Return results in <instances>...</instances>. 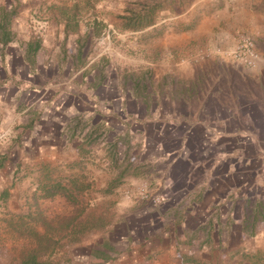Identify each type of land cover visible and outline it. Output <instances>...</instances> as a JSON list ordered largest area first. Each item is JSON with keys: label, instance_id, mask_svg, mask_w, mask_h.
I'll return each mask as SVG.
<instances>
[{"label": "rangeland", "instance_id": "1", "mask_svg": "<svg viewBox=\"0 0 264 264\" xmlns=\"http://www.w3.org/2000/svg\"><path fill=\"white\" fill-rule=\"evenodd\" d=\"M246 42L252 44L254 66L246 64L239 51ZM27 65L36 71V82L50 83L46 92L27 94L33 107L53 91L57 95V89H83L76 91V112H69L74 101L62 98L35 121L39 138L51 135L40 159L26 127L0 121V197L7 191L5 199L0 198V264H19L20 252L33 246L5 220L26 216L31 223L38 210L58 227L79 209L56 192L41 199L38 173L19 168L30 160L49 164L52 181L76 179L85 187L80 199L86 207L78 219L97 211L108 220L103 228L80 235L79 241L62 238L60 247L44 257L48 264H151L161 256L151 252L154 238L169 231L170 244V232L177 226L185 236L196 231L198 238L192 244L173 240L176 254L163 253L162 264H203L197 254L203 251L214 264L249 260V255L226 246L213 247L206 232L216 224L210 210L218 208V199L226 192L233 199L230 192L239 177L250 179L248 162L241 167L246 174L234 173L231 167L224 183L226 168L209 166L218 151L208 147L201 153L209 159L207 167L193 168L176 163L171 144L176 138L185 140L188 128L194 131L187 142L191 153L206 143L197 115L201 102L196 103L194 94L201 85L214 87L203 88L200 96L207 102L203 110L210 114V123L219 114L214 98L222 100L226 91L243 112L264 117V98L254 95L264 93V0H0V85L13 86L32 74ZM235 65L244 66L252 77L235 75ZM245 80H251V89ZM180 88L185 101L199 107L194 115L175 109L172 99H181ZM94 94L96 103L89 102ZM257 126L264 132V119ZM202 190L206 199L194 200ZM162 195L158 203L151 202ZM144 240L149 241L148 249ZM93 251L105 256L96 257ZM196 254L198 263L187 261ZM251 260L264 264V253Z\"/></svg>", "mask_w": 264, "mask_h": 264}, {"label": "crops", "instance_id": "2", "mask_svg": "<svg viewBox=\"0 0 264 264\" xmlns=\"http://www.w3.org/2000/svg\"><path fill=\"white\" fill-rule=\"evenodd\" d=\"M34 50L35 47L32 46L29 52L33 53ZM27 67L29 68L28 72H31L32 74L28 75L26 78H23V80L16 81L13 86L7 87L6 85H0V121L5 119L8 120L10 124V122L13 120V123H16V121L19 123L17 126L26 127L25 134L29 136V141L33 142L32 147H34L33 149H37L40 159V156L43 155V146L45 149L47 148V145L49 144V141L47 140L51 135L49 133H43V138H39L38 136H40V133L38 135L36 133L37 129L36 125H34L35 121H40V119H42L46 109L53 110V105H55L56 102L58 103L62 98H70V100H73L74 108H70L69 112H76L75 103L76 100H80V98L76 95V91L77 93H81L83 88L76 87V85H74V90H72L70 93H66L65 91L60 92L57 89V95H55L56 91H53V94L44 102H42L39 107H33L32 102L29 100L27 94L30 93L33 95L32 92H46L48 91L50 83L48 80L44 81L43 83L36 82L35 76H38L37 73H35L36 71L32 69V66L29 67V65H27ZM260 78L264 87V73H260ZM62 90H64V88ZM254 95H256L258 99L264 98V93L262 92L259 93L258 91H255ZM3 99L5 100L3 101ZM96 101L97 97L96 94H94L89 102L96 103ZM7 103H9L8 107ZM3 107L6 109H3ZM58 111L59 109H56L55 114H57ZM260 129L261 128L257 126L253 133L245 132L244 129L240 130V135L243 136L247 134L249 137L250 145L246 149L249 150L250 155H247L246 157H248L249 160L247 165H249L248 172L250 179H245L246 176L239 177L240 181L232 186L233 189L230 192L233 195V199H231V197H227L229 193H223V195L218 199V203H216L218 208L210 210L212 215L214 214L216 224L213 227L208 226L206 229V232H209L211 238L213 239V247L222 248L226 246L229 251H236L239 253V255H249V260L247 259V261H245L246 263L244 264L257 263L258 260L256 262L255 260H251V258L257 254L262 255L264 253V132ZM43 131L45 132V130ZM60 133L61 131H58L56 135ZM37 141L40 143H37ZM246 149L244 146H242V148L238 149L235 154L244 157ZM35 163L37 162L31 160L30 162L26 161L25 165L21 164L19 168L21 170L22 166H24L27 172L31 169L33 173H37L40 165L43 162L39 164ZM253 164H255V166ZM230 168L231 167L226 168L222 182L226 181V174L230 173ZM242 168H234L233 172L246 174L243 173ZM27 176H29V174ZM200 198L202 199V202L204 199H206V191L203 192L202 190L200 195L196 193V195L193 196V199L196 201H198ZM195 232L196 231H191L185 236L183 228L177 226L172 228V231L170 232V244L168 242L169 231L163 232L161 238H154L153 241L155 244L154 247L151 248V252L154 256L159 252L161 253V256H157V261L153 260L151 264H162L165 259L163 253L172 256L176 254L174 249V245H176V243H174L173 240H185L187 242L186 244H192L194 239L198 238L194 235L196 234ZM207 235L205 237V243L208 241ZM175 237H177V239H175ZM144 241L145 243L149 242L146 240ZM198 242L204 245V240H200ZM148 246L149 245L146 243L144 248L148 249ZM181 247H183L182 244ZM204 250H206V247ZM189 253L192 254L193 252H190L189 250ZM197 254L200 258H202L201 260L204 262L203 264H214V261L210 258V254L206 253V251H203L202 254ZM197 254L193 255L192 257H187V261L198 263L199 258L197 257ZM133 257H135V254H133Z\"/></svg>", "mask_w": 264, "mask_h": 264}, {"label": "flooded vegetation", "instance_id": "3", "mask_svg": "<svg viewBox=\"0 0 264 264\" xmlns=\"http://www.w3.org/2000/svg\"><path fill=\"white\" fill-rule=\"evenodd\" d=\"M236 69L235 75H241L239 74L240 72H244V74H246L247 77H252V72L248 73L250 71L246 70L244 66L242 65H235L233 66ZM256 68V67H255ZM250 81L248 80L244 83V85L246 87H249V89H251L250 86ZM202 86V87H201ZM199 86V90L200 93L198 94L197 91L194 92L195 94V99L197 100L196 103H200V108L202 107L201 113L203 115V118H201V113H199V111L197 112L198 118L200 120V125L202 126V132H203V137L206 141L202 143L201 148H198L196 151V153H191V149L189 150L187 147V142L189 141V138L194 134V131L192 128H188L187 131H185L183 133V136L185 135L186 138L185 140L183 139V137L181 138H176L174 139V142H172V146L173 149L172 151L174 152V159L177 162L181 161L183 163H185L187 166H191L193 168H205L207 167V161L209 160L207 158V155L201 154L203 151H206L208 149V147L210 149L208 150H216L218 151V158L211 160V163L209 166H224L225 168H229V167H233V169H238L240 167H243L246 163V161L248 162L249 160L248 157H241L238 154H235V152L238 149H241L242 146H244V148L249 147L250 142H249V137L246 135H240L241 129H244L245 132H251L253 133L254 130L257 127V122L258 120H263L264 117L260 114V117H258V113L255 115L253 113L250 112H243L241 106L238 103H234L233 101H231V99L233 98L231 95L232 92L231 91H226L224 94L226 97H222L220 100L219 97L214 98L216 101V105L217 108L219 110V114L213 117H211V123L209 121H207L209 118H207L210 114L208 112H206L205 110H203L205 104H207V102H205L204 98L201 99L200 96L202 93H204L205 90H203V88H207V87H213L210 85H201ZM191 89H196V87H189ZM214 88V87H213ZM217 88L219 89H224L223 85H219L217 86ZM182 88L179 89V92L181 93V96L179 98L181 99H176L173 100L172 102L175 104V109L178 110L179 108L182 109H187L188 115H194L192 113H194L195 108L199 109V107L195 104V103H187L185 101V98H183V96H185V94L182 93ZM188 90V88L186 89ZM221 91H219V93H221ZM214 94V92H211ZM250 93V92H249ZM228 94V95H226ZM209 98V97H206ZM201 104H204L203 106ZM235 107H238V109H235ZM223 114H222V112ZM235 111V112H234ZM216 112V111H215ZM221 112V113H220ZM247 129H246V128ZM185 149V150H183ZM185 151L188 152L189 154L188 156L185 154ZM194 151V150H193ZM200 157V158H199ZM196 158V159H195ZM216 162V163H215ZM249 163V162H248ZM216 164V165H214Z\"/></svg>", "mask_w": 264, "mask_h": 264}, {"label": "trees", "instance_id": "4", "mask_svg": "<svg viewBox=\"0 0 264 264\" xmlns=\"http://www.w3.org/2000/svg\"><path fill=\"white\" fill-rule=\"evenodd\" d=\"M2 41L5 40L2 39ZM49 170H51L49 164H41L37 171V181L41 184L36 190L39 197L41 199L50 198L53 197L56 192V194H60V197L65 198L70 203L78 205L79 209L75 217L65 220L63 223L59 224L58 227H53L50 223L45 221V219L42 218L41 212L38 210H36L35 217L31 219V223L33 224L26 220V216L24 218L15 219L13 217L5 220L7 227L10 228L13 233L29 240L30 245H33L29 249L20 252L19 258H17L19 264H48L44 261V257L49 256L54 250L60 247L59 243L62 238L66 240H72L74 238L73 241H77L80 235L99 230L108 222V220L106 221L105 218H103L104 216L97 211H91L87 218L78 219L79 215L83 213L86 207L83 200L80 199V194H82L85 187L79 184L76 179H67L64 184L55 182L54 180L52 181L49 176ZM3 193L4 194L0 197L1 199H5L7 196V191ZM37 198L38 197H35V199ZM39 225L42 226V231L37 230L36 226ZM93 254H95L96 257L105 256L104 252L100 251H93Z\"/></svg>", "mask_w": 264, "mask_h": 264}, {"label": "built area", "instance_id": "5", "mask_svg": "<svg viewBox=\"0 0 264 264\" xmlns=\"http://www.w3.org/2000/svg\"><path fill=\"white\" fill-rule=\"evenodd\" d=\"M239 51L242 54L243 59L245 58V60L247 62L246 64L254 66V63H253L254 61H252V58L254 56L252 44L250 42H246L245 44H243L240 47V50ZM160 194H158V195H160ZM159 197H162L163 198L164 196L162 195V196L153 197V199H152L151 202L153 204L158 203L159 202Z\"/></svg>", "mask_w": 264, "mask_h": 264}]
</instances>
